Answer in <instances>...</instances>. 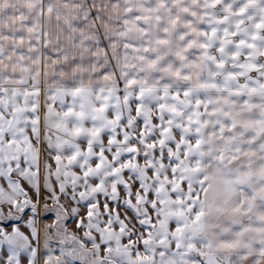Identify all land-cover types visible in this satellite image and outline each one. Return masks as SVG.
I'll return each instance as SVG.
<instances>
[{"label":"crops","instance_id":"0c3cea01","mask_svg":"<svg viewBox=\"0 0 264 264\" xmlns=\"http://www.w3.org/2000/svg\"><path fill=\"white\" fill-rule=\"evenodd\" d=\"M209 155L194 209L186 169ZM95 180L114 202L89 208V241L72 234L102 264H264V0H0V207L25 184L49 200L47 182ZM136 181L133 200L117 192ZM26 223L38 240L0 229V259L90 264Z\"/></svg>","mask_w":264,"mask_h":264},{"label":"rangeland","instance_id":"374dc122","mask_svg":"<svg viewBox=\"0 0 264 264\" xmlns=\"http://www.w3.org/2000/svg\"><path fill=\"white\" fill-rule=\"evenodd\" d=\"M142 151V150H141ZM143 154V151H142ZM44 182H42L43 184ZM51 187H48V190L53 191L56 193V195L50 196L51 194L47 195L51 197L49 200H40V199H33L32 196H30L26 191H23V198L24 203L19 207V208H2L0 207V220H8L9 218H15L20 215V208L24 204H31L33 207V212L37 211V206L39 207V211L42 213L43 211L52 209L55 210L58 214V218L56 221H46V222H41L42 224V245L47 243V238H51V241L54 242V247L57 249H64L67 253L70 255H77L80 253L81 250H84L85 252L87 249L84 248L83 246V241L78 237L77 235L72 234L77 233L72 226L71 223H66V218L70 215L71 213L68 212L67 208L69 207L68 203H63V197L64 195L62 194H57V192L60 191H67L68 193L72 194L71 197L73 201L78 202L80 204H83V208H77L78 213L81 211H85L87 213L86 218L89 216V211L90 207L91 208H97L98 206V201L100 200L99 198V184L100 182L95 180V181H83V182H77V181H54V182H47ZM50 191V192H51ZM81 194H84L83 198H81ZM65 200H69L66 199ZM71 200V199H70ZM50 201V202H49ZM37 221H38V216H35ZM245 220L251 219V215L247 214L244 216ZM90 218V217H89ZM92 222L94 224H97L98 221H100V217L97 213L92 214ZM88 220V219H86ZM85 220V221H86ZM0 229L2 232H6L7 230L0 226ZM201 236V235H199ZM6 235L0 233V252H5L6 251V244L7 240L5 239ZM88 252H85V256L83 259L90 258V264H102L103 262L101 260L100 256V250H95V251H90L87 250ZM221 256L223 259L219 258ZM227 256V255H226ZM210 260H213V264H229L230 259L229 256L224 258V254H210L209 256ZM76 258H80L79 256ZM208 260V259H207ZM107 264H110V262H107Z\"/></svg>","mask_w":264,"mask_h":264},{"label":"snow or ice","instance_id":"6c2138e0","mask_svg":"<svg viewBox=\"0 0 264 264\" xmlns=\"http://www.w3.org/2000/svg\"><path fill=\"white\" fill-rule=\"evenodd\" d=\"M217 161H215L214 157L211 155L207 157H203L199 161H189V167L186 169L187 171H194V175L196 177L201 178L198 183H199V188L196 187H189L188 192L190 193V199L195 200V203L193 204V208H198V207H204L206 206L207 203L211 201L212 195H213V187H214V175H213V169L216 166ZM193 185L197 183V181L192 182ZM184 184H188V180L184 181ZM25 188V191L28 192L32 198H35V193L31 191V189L25 184L23 185ZM133 192L132 193H127L125 191L124 185H119L117 187V192L120 195H127L129 200H133L135 191L139 188V181H136L134 184L131 185ZM204 192L206 195L205 200H200L199 199V193ZM50 202V201H49ZM113 200L109 199L107 201L100 200L98 201V204L101 206V208L107 206L109 209H111V206L113 204ZM39 207L37 206V211L33 212V207L31 204H24L20 208V215L15 218H9L8 220H0V226L5 228L6 230H11L14 227H22L24 233L26 236L29 237V243H34L36 240H38L39 237V232L37 231L35 234L32 232V228L26 223V221L29 219L30 216H38L39 220L41 222H46V221H56L58 218V214L55 210L49 209L46 211H43L42 213L39 211ZM131 212V208L129 207L128 209ZM117 212H119V208H117ZM86 210L81 211L78 214L75 215H70L66 218V223H71L75 229L76 232L81 233V239H84L86 241H89V238L83 235L84 232V223L86 220ZM105 216L107 217V213H105ZM127 223V221H125ZM141 229H144L147 227V225H144L140 223L139 220L136 221ZM136 233L135 231L130 234V236H135ZM142 247V242L140 245ZM76 258H73V264H75ZM202 264H210L209 261H205L203 257H201ZM0 264H8V261L4 259H0ZM23 264H29V257L25 255L23 257ZM80 264H85V261H80Z\"/></svg>","mask_w":264,"mask_h":264}]
</instances>
